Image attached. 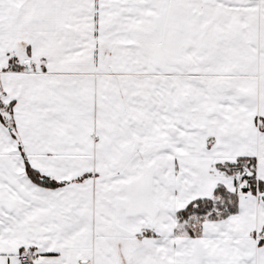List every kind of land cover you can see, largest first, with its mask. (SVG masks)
Returning <instances> with one entry per match:
<instances>
[{
    "label": "snow or ice",
    "instance_id": "snow-or-ice-1",
    "mask_svg": "<svg viewBox=\"0 0 264 264\" xmlns=\"http://www.w3.org/2000/svg\"><path fill=\"white\" fill-rule=\"evenodd\" d=\"M0 264H264V0H0Z\"/></svg>",
    "mask_w": 264,
    "mask_h": 264
}]
</instances>
